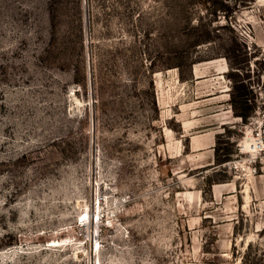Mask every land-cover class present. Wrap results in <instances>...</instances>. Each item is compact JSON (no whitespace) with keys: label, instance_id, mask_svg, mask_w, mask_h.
<instances>
[{"label":"rangeland","instance_id":"374dc122","mask_svg":"<svg viewBox=\"0 0 264 264\" xmlns=\"http://www.w3.org/2000/svg\"><path fill=\"white\" fill-rule=\"evenodd\" d=\"M0 264H264V0H0Z\"/></svg>","mask_w":264,"mask_h":264},{"label":"crops","instance_id":"0c3cea01","mask_svg":"<svg viewBox=\"0 0 264 264\" xmlns=\"http://www.w3.org/2000/svg\"><path fill=\"white\" fill-rule=\"evenodd\" d=\"M200 142L198 141V139L195 137V138H193V142H192V146L193 147H196V148H201V147H197V146H199L200 144H199ZM214 156V153H209V157H213Z\"/></svg>","mask_w":264,"mask_h":264},{"label":"trees","instance_id":"16d2710c","mask_svg":"<svg viewBox=\"0 0 264 264\" xmlns=\"http://www.w3.org/2000/svg\"><path fill=\"white\" fill-rule=\"evenodd\" d=\"M235 102V100L233 99V103ZM219 157V152H218V150H216V158H218Z\"/></svg>","mask_w":264,"mask_h":264}]
</instances>
